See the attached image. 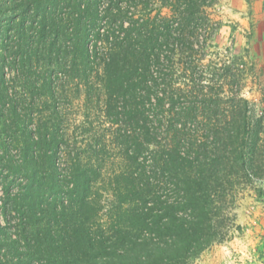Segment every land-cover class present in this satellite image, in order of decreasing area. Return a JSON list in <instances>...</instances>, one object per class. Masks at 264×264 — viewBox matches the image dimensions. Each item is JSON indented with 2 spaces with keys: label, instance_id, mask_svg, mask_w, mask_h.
I'll return each mask as SVG.
<instances>
[{
  "label": "trees",
  "instance_id": "trees-1",
  "mask_svg": "<svg viewBox=\"0 0 264 264\" xmlns=\"http://www.w3.org/2000/svg\"><path fill=\"white\" fill-rule=\"evenodd\" d=\"M87 1L0 0V264H191L241 230L239 188L264 177V102L257 114L240 95L238 65L204 63L217 0H128L119 31L95 35L110 44L104 114L126 119L106 175L69 150L53 81ZM73 54L88 84L85 37Z\"/></svg>",
  "mask_w": 264,
  "mask_h": 264
},
{
  "label": "rangeland",
  "instance_id": "rangeland-1",
  "mask_svg": "<svg viewBox=\"0 0 264 264\" xmlns=\"http://www.w3.org/2000/svg\"><path fill=\"white\" fill-rule=\"evenodd\" d=\"M127 2L98 0L92 6L91 13L83 16L81 31L75 33L73 25L69 27L71 40L65 45L69 53L62 55L65 56L64 61L60 62L62 66L53 70L56 106L61 116L64 138L69 140V150L91 159L99 155L106 175L121 165V138L119 135L115 138L114 134L117 130L119 134L123 133L126 119L118 116L116 125L115 117L104 114L106 91L101 81L102 67L110 44L105 42L104 37L95 44V35L97 32L119 31L120 22L127 21L124 18ZM85 4L91 5L88 1ZM149 8L153 15L160 5L156 3ZM160 11L167 14L166 9ZM207 15L212 23V34L204 63L212 61L218 66L224 62L238 65L241 69L238 84L240 95L259 114L264 102V0H217L214 6L207 9ZM78 36L85 37L88 54L92 56L90 61H93L90 65L99 71L98 77L92 71L88 84L75 78L71 69ZM46 69L43 64V73ZM160 71L164 73V68L154 70V75L158 76ZM214 89L220 90L218 85ZM223 91L229 93L230 88L225 86ZM43 102L47 103H44L45 106L49 104L45 97ZM121 107L122 103H119L118 111ZM57 164L59 172L64 173L61 156ZM258 189L264 191V177L254 181L252 186L239 188L234 214L241 230L235 232L228 242L213 245L204 251L191 264H264V195Z\"/></svg>",
  "mask_w": 264,
  "mask_h": 264
}]
</instances>
